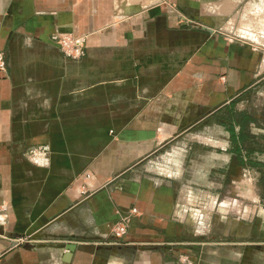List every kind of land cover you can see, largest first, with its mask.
<instances>
[{
	"label": "crops",
	"instance_id": "0c3cea01",
	"mask_svg": "<svg viewBox=\"0 0 264 264\" xmlns=\"http://www.w3.org/2000/svg\"><path fill=\"white\" fill-rule=\"evenodd\" d=\"M247 1L264 16V0H0V264H264L260 173L231 132L247 112L264 138V56L230 26Z\"/></svg>",
	"mask_w": 264,
	"mask_h": 264
},
{
	"label": "trees",
	"instance_id": "16d2710c",
	"mask_svg": "<svg viewBox=\"0 0 264 264\" xmlns=\"http://www.w3.org/2000/svg\"><path fill=\"white\" fill-rule=\"evenodd\" d=\"M231 121L233 125L238 124L241 126L239 134L233 130V126L231 127L232 141L236 144L238 152L246 151L250 158L249 164L255 167L260 173L259 186L264 190V162L257 161L251 157L255 151L264 154V138L255 136L250 132L251 123H256V119L247 112H238L231 116Z\"/></svg>",
	"mask_w": 264,
	"mask_h": 264
},
{
	"label": "built area",
	"instance_id": "2783aa9c",
	"mask_svg": "<svg viewBox=\"0 0 264 264\" xmlns=\"http://www.w3.org/2000/svg\"><path fill=\"white\" fill-rule=\"evenodd\" d=\"M51 40L57 44L60 49L71 58H80L85 51V39L71 32H56L51 36ZM0 70H5V59L0 55ZM45 152L43 148L30 150L31 155ZM135 211V210H134ZM131 213L124 215L117 229L113 231L116 238H121L128 229Z\"/></svg>",
	"mask_w": 264,
	"mask_h": 264
},
{
	"label": "rangeland",
	"instance_id": "374dc122",
	"mask_svg": "<svg viewBox=\"0 0 264 264\" xmlns=\"http://www.w3.org/2000/svg\"><path fill=\"white\" fill-rule=\"evenodd\" d=\"M247 3L248 1L243 3L238 12L239 14H235V16L231 18L233 23H231L230 26L240 35V37H246V39L250 40L253 45L257 46L260 49L261 54L264 56V26L262 25L264 24V16L260 17L256 10L250 11L248 16H243V11ZM237 15H239V17ZM260 92L261 95L259 96L260 100L258 104L260 107H264V86Z\"/></svg>",
	"mask_w": 264,
	"mask_h": 264
},
{
	"label": "water",
	"instance_id": "95a60500",
	"mask_svg": "<svg viewBox=\"0 0 264 264\" xmlns=\"http://www.w3.org/2000/svg\"><path fill=\"white\" fill-rule=\"evenodd\" d=\"M73 248H74V246H70V247L68 248L69 253H72V252H73Z\"/></svg>",
	"mask_w": 264,
	"mask_h": 264
}]
</instances>
